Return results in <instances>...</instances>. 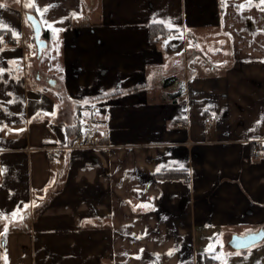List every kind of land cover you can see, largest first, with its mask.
Wrapping results in <instances>:
<instances>
[{
	"label": "crops",
	"instance_id": "0c3cea01",
	"mask_svg": "<svg viewBox=\"0 0 264 264\" xmlns=\"http://www.w3.org/2000/svg\"><path fill=\"white\" fill-rule=\"evenodd\" d=\"M2 32L0 264H264L229 246L264 229L261 0H0Z\"/></svg>",
	"mask_w": 264,
	"mask_h": 264
},
{
	"label": "built area",
	"instance_id": "2783aa9c",
	"mask_svg": "<svg viewBox=\"0 0 264 264\" xmlns=\"http://www.w3.org/2000/svg\"><path fill=\"white\" fill-rule=\"evenodd\" d=\"M12 40V37L8 32H2L0 34V43L2 45H8ZM209 121V118L207 119ZM75 142V143H74ZM73 144H70L69 146H47L45 149L48 152L49 156H59L64 153L65 150H73L76 148H94L98 146V139L95 135H80L76 141H74ZM264 154V143L257 142L253 148L251 156L255 159L262 157ZM1 179V175H0Z\"/></svg>",
	"mask_w": 264,
	"mask_h": 264
},
{
	"label": "water",
	"instance_id": "95a60500",
	"mask_svg": "<svg viewBox=\"0 0 264 264\" xmlns=\"http://www.w3.org/2000/svg\"><path fill=\"white\" fill-rule=\"evenodd\" d=\"M27 20L30 21L34 34H35V43L37 45L38 51L41 52L43 46H46V40L41 38L42 34V24L38 20V18L32 14L28 13ZM264 239V229H260L257 231L249 232L245 235L234 234L232 238L229 240V246L236 250L247 249L257 243L261 242Z\"/></svg>",
	"mask_w": 264,
	"mask_h": 264
},
{
	"label": "trees",
	"instance_id": "16d2710c",
	"mask_svg": "<svg viewBox=\"0 0 264 264\" xmlns=\"http://www.w3.org/2000/svg\"><path fill=\"white\" fill-rule=\"evenodd\" d=\"M157 26V25H156ZM156 26H153L152 29L157 30L158 28ZM48 31L46 29L42 30V36H47ZM169 81H165V84L167 85ZM158 176L161 177H184L185 179H188V172L187 171H181V170H166L165 172L159 173Z\"/></svg>",
	"mask_w": 264,
	"mask_h": 264
},
{
	"label": "snow or ice",
	"instance_id": "6c2138e0",
	"mask_svg": "<svg viewBox=\"0 0 264 264\" xmlns=\"http://www.w3.org/2000/svg\"><path fill=\"white\" fill-rule=\"evenodd\" d=\"M261 3L264 4V0H261ZM243 6H244L243 4L240 5L241 8H242ZM37 10L39 11L40 9L37 8ZM74 15H76V13H74ZM54 30H55V29H54ZM53 115H54V113H53ZM24 207L27 208L28 205L25 204ZM12 215H13V216H16V211H13ZM169 254H171V250H170V253H169Z\"/></svg>",
	"mask_w": 264,
	"mask_h": 264
},
{
	"label": "rangeland",
	"instance_id": "374dc122",
	"mask_svg": "<svg viewBox=\"0 0 264 264\" xmlns=\"http://www.w3.org/2000/svg\"><path fill=\"white\" fill-rule=\"evenodd\" d=\"M6 234H7V232L4 233V236H6ZM263 240H264V239H263ZM259 243H260V242H259ZM259 243H257V244H259ZM257 244H256V245H257ZM253 246H255V245H253ZM251 247H252V246H251Z\"/></svg>",
	"mask_w": 264,
	"mask_h": 264
}]
</instances>
